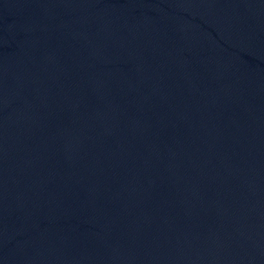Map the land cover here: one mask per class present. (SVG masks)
Segmentation results:
<instances>
[{
	"label": "water",
	"instance_id": "1",
	"mask_svg": "<svg viewBox=\"0 0 264 264\" xmlns=\"http://www.w3.org/2000/svg\"><path fill=\"white\" fill-rule=\"evenodd\" d=\"M0 264H264V0H0Z\"/></svg>",
	"mask_w": 264,
	"mask_h": 264
}]
</instances>
